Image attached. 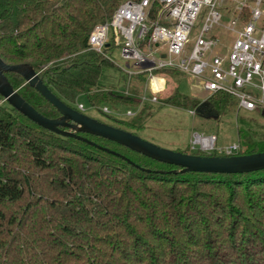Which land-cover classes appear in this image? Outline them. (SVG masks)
Returning a JSON list of instances; mask_svg holds the SVG:
<instances>
[{"label": "trees", "instance_id": "trees-1", "mask_svg": "<svg viewBox=\"0 0 264 264\" xmlns=\"http://www.w3.org/2000/svg\"><path fill=\"white\" fill-rule=\"evenodd\" d=\"M122 1L0 0V58L31 65L74 108L84 98L88 107L136 111L113 116L118 125L106 123L136 134L151 106L138 96L145 73L134 75L138 84L129 85L128 93L105 88L100 77L114 66L111 47L98 53L88 46L93 28L109 20ZM6 75L37 111L58 116L19 74ZM228 97L215 93L200 107L221 111ZM166 103L198 106L177 90ZM251 130L245 124L238 134L249 137ZM80 134L134 164L42 128L0 103V264H264V169L181 172L105 138ZM247 136L237 154L264 151V138Z\"/></svg>", "mask_w": 264, "mask_h": 264}, {"label": "built area", "instance_id": "built-area-1", "mask_svg": "<svg viewBox=\"0 0 264 264\" xmlns=\"http://www.w3.org/2000/svg\"><path fill=\"white\" fill-rule=\"evenodd\" d=\"M199 19L202 24L188 53ZM88 46L98 53L111 47L113 63L111 54L118 47L120 69L129 78L145 73L140 103L157 102L166 90V70H176L197 81L209 97L222 92L235 98L239 109L264 110V0H124L109 20L93 28ZM203 103L198 101V106ZM92 107L76 103L81 112ZM97 108L120 114L106 105ZM135 112L127 109L125 115ZM188 112L193 115L196 108ZM216 139L214 134L193 132L192 148L215 151ZM238 150L235 143L223 152L229 156Z\"/></svg>", "mask_w": 264, "mask_h": 264}, {"label": "rangeland", "instance_id": "rangeland-1", "mask_svg": "<svg viewBox=\"0 0 264 264\" xmlns=\"http://www.w3.org/2000/svg\"><path fill=\"white\" fill-rule=\"evenodd\" d=\"M201 24L202 19H199L192 30L186 47L188 53L191 50ZM111 55L115 64L113 67H107L103 70L100 77V84L105 88L124 89L127 87V83H129L130 88H132L138 80L134 75L129 78V76L120 69V66H122L120 49L118 47L115 48ZM174 90L196 101L204 99L205 102L209 98V94L201 90L197 81L180 74L167 75L166 90L162 93L157 102H147L151 106L145 110L144 126L134 130L136 135L165 149L175 151L187 150L188 152L186 153H193L200 151L197 147L192 148L193 132L204 135L214 134L217 138L215 144L218 149L209 151L208 153L220 156H224V148L232 146L235 143L239 145L238 152L241 151L242 144L245 142V136H247V134L245 131H242L241 135H239V126L243 127L245 124H249L252 126L249 135L250 138H264V116L260 111H244L239 109L236 99L228 97V102H223V110L216 111L215 109L213 110L212 107L204 105L201 107L202 113L197 111V109L200 108L198 107L196 108V112L192 115L188 112V109L192 107L176 106L166 103L167 98ZM2 102L3 100L1 99L0 103ZM77 102H82L86 107L88 106L84 98L77 99L76 103ZM110 109H112V107H110ZM139 109L140 108H138V111ZM192 109L195 110V108ZM118 110L120 112L119 116L114 113H102L97 107L87 108L84 113L104 123L115 124V116L126 117L125 108L123 106H120Z\"/></svg>", "mask_w": 264, "mask_h": 264}, {"label": "water", "instance_id": "water-1", "mask_svg": "<svg viewBox=\"0 0 264 264\" xmlns=\"http://www.w3.org/2000/svg\"><path fill=\"white\" fill-rule=\"evenodd\" d=\"M8 72L19 74L24 79L25 84L34 88L41 97L55 108L58 116L54 118L47 117L29 104L8 80L6 75ZM0 97L17 112L42 128L65 137L81 139L108 153L123 158L130 164L134 163L119 152L101 147L80 133L102 137L156 161L179 166L181 172L233 174L264 169V151L229 156H202L185 153L159 147L127 130L97 120L63 102L43 83L39 72L28 63L8 64L0 58ZM197 111L202 113L201 107Z\"/></svg>", "mask_w": 264, "mask_h": 264}, {"label": "bare ground", "instance_id": "bare-ground-1", "mask_svg": "<svg viewBox=\"0 0 264 264\" xmlns=\"http://www.w3.org/2000/svg\"><path fill=\"white\" fill-rule=\"evenodd\" d=\"M155 84H157V81H155Z\"/></svg>", "mask_w": 264, "mask_h": 264}, {"label": "flooded vegetation", "instance_id": "flooded-vegetation-1", "mask_svg": "<svg viewBox=\"0 0 264 264\" xmlns=\"http://www.w3.org/2000/svg\"><path fill=\"white\" fill-rule=\"evenodd\" d=\"M73 107V106H72ZM74 108V107H73ZM76 109V108H75Z\"/></svg>", "mask_w": 264, "mask_h": 264}]
</instances>
